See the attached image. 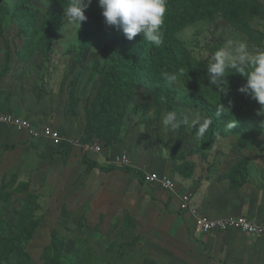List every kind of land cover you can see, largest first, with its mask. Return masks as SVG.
Listing matches in <instances>:
<instances>
[{
    "label": "rangeland",
    "instance_id": "374dc122",
    "mask_svg": "<svg viewBox=\"0 0 264 264\" xmlns=\"http://www.w3.org/2000/svg\"><path fill=\"white\" fill-rule=\"evenodd\" d=\"M207 1L206 8L191 10L188 25L176 36L182 44L181 61L189 62L195 74L184 69L171 90L169 84L162 87L157 75L153 81L151 71L132 72L122 94L125 113L115 112L110 128L100 130V120L95 122L91 115L103 96L105 71L101 72L124 42L122 30L102 21L100 28L87 20L79 29L73 27L67 24L64 8L53 0H0V17L5 18L0 24V112L21 113L38 123L39 134L51 127L66 140L82 142L90 138L85 135L94 134L87 143L101 148L99 153L83 154L79 143L67 151H48L47 143L44 152L29 144L18 151L0 146V238L12 244L0 264H54L47 251L51 244L65 253L61 263L56 253L57 264H145L151 252L149 264H178L163 255L168 248L175 251L168 246V235L159 237L165 250L154 242L167 213L161 203L173 199L164 193L166 202L161 201L162 191L146 185V175L168 177L179 187L194 177L214 176L231 153H248L264 163V116L257 114L256 101L238 91L246 78L230 70L224 93L197 80L198 66H208L226 39L245 40L250 50H264V0H239L241 7L235 11L246 17L237 22L230 19L225 0ZM199 94L206 95V109L197 102ZM167 95L172 102L164 103ZM219 101L230 107L227 116H216ZM9 103L18 110L6 112ZM197 110L212 120L200 139L194 136L195 128L181 127L172 134L161 124L168 111L182 115ZM235 121L237 126L229 130L227 124ZM18 134L32 143L24 133ZM107 143L110 148H105ZM123 159L127 165H121ZM83 160L140 175L126 177L115 203H90L88 194H95L105 177L88 171ZM248 164L240 160L224 179L236 186L241 174L245 178ZM124 197L133 198V203H117ZM143 200L153 203L140 206ZM101 205L106 210H99ZM178 217L182 218L179 212Z\"/></svg>",
    "mask_w": 264,
    "mask_h": 264
},
{
    "label": "crops",
    "instance_id": "0c3cea01",
    "mask_svg": "<svg viewBox=\"0 0 264 264\" xmlns=\"http://www.w3.org/2000/svg\"><path fill=\"white\" fill-rule=\"evenodd\" d=\"M5 110L9 112L11 110L17 111L18 109L14 107V103H9L8 108ZM12 114L23 116L21 113ZM47 143L51 145H47L48 151L50 147L56 148L47 141L28 143L26 138L21 134L0 126L1 147H9L11 149L15 147L18 151L24 150L23 145L29 144L30 146H37L43 149L44 152V147ZM64 145V151L73 149L76 146ZM240 160H249L247 173L244 179H242L244 175L241 174L239 183L233 186L234 183L231 181L230 183L229 180L224 179L225 174L232 170ZM241 169L240 172L242 173ZM213 175L199 179L194 177L184 185L176 186L175 195L184 193L194 194V196L192 195L194 208L201 215H205L211 219L245 216L259 224H264L263 162L252 158L248 153L243 155L231 153L225 158L223 164L219 166L218 173H214ZM94 176L97 179L96 175ZM103 176L105 177V183L96 190L95 194H88V197L91 198L90 203H115L116 195L122 189L125 179L128 177V175L120 171L103 174ZM149 187L161 190V201L166 202V199L163 200L165 191L155 186ZM169 197L173 199L172 203L169 201L161 203L164 205L167 213L164 217L161 231H157L158 236L154 238V242L162 246L160 249L165 250L166 244L160 241L159 237L168 235L170 240L168 246L173 245L175 251L171 253L172 249L168 248L166 249V253H163L164 256L168 255L169 259H177L178 264H264L263 239H254L243 233L234 231L226 233L212 232L203 236H197L193 232L194 219L184 213L180 214L183 219L178 217V212L180 213L179 200L172 194H169ZM117 203H133V198L126 201L124 197L117 200ZM148 203L153 202L143 200L140 206ZM98 209L104 211L106 210V205H101ZM171 212H175L176 214L169 215ZM151 215L153 216V212ZM151 254L153 253L145 255V264H149L148 260Z\"/></svg>",
    "mask_w": 264,
    "mask_h": 264
},
{
    "label": "clouds",
    "instance_id": "9594fccd",
    "mask_svg": "<svg viewBox=\"0 0 264 264\" xmlns=\"http://www.w3.org/2000/svg\"><path fill=\"white\" fill-rule=\"evenodd\" d=\"M97 2L102 10L104 23L118 31L122 30L127 40L131 41L140 34L144 41L155 47L164 43L163 29L167 0H97ZM91 3L92 0H68L67 5L63 6L67 24L79 29L81 22L88 19L85 11ZM230 70L233 74L246 78V83L238 91L256 101L260 106L257 114L264 116V50H250L245 40L226 39L224 44L213 53L208 63L206 77L209 87L215 86L220 93H224L227 73ZM183 74V69L179 73H164L163 79L169 85H177L179 77ZM229 112L230 107H225L219 101L216 105V116H227ZM12 115L29 120L38 128L37 123L27 117ZM161 124L172 134H175L181 127H186L191 131L195 128L194 136L200 139L209 130L212 120L202 116L199 110L182 115H178L176 111H168L162 117ZM236 126V121L227 124L229 130H233ZM27 139L33 142L28 137Z\"/></svg>",
    "mask_w": 264,
    "mask_h": 264
},
{
    "label": "trees",
    "instance_id": "16d2710c",
    "mask_svg": "<svg viewBox=\"0 0 264 264\" xmlns=\"http://www.w3.org/2000/svg\"><path fill=\"white\" fill-rule=\"evenodd\" d=\"M56 6L62 7L66 6L68 0H53ZM226 5L228 7V11L230 14V19L237 22L238 17H242L244 20L246 14L244 12H236L237 8H240L239 0H225ZM210 1L207 0H187L183 4L179 2V0H167V12L165 14V25H164V43L155 47L148 42L144 41L142 35L138 34L133 40L129 41L124 36V42L119 46L117 50H113L111 57L107 60V65L103 69L101 73H104L105 77L101 80L100 90L103 91V96H101L97 103V110H94L92 113V117L95 122L100 120L101 129H109L110 124L109 120L113 118V114L116 112L118 114L125 113L126 110V100L122 96L123 89L125 87H129L127 84L126 78L133 72L134 74L139 73L140 71H151L153 73L154 79L157 75V78L161 80L162 87H166L168 83L163 79L164 73H179L181 69H188L192 75L195 74L193 66L189 63H183L181 61L182 56V44L177 39V34L183 30L189 22L190 12L196 7L201 6L202 8H206L209 5ZM4 8L9 11V7L5 1H3ZM2 8V7H1ZM2 10V9H1ZM100 10V12H99ZM85 15L88 17L87 21H91L100 26V28H104L100 21L104 22V18L102 16V10L98 5L97 0H92L91 5L86 9ZM239 21V20H238ZM5 22V18L0 17V24L2 25ZM191 22V21H190ZM134 49H137L134 52ZM128 63L131 67H129ZM199 74L197 75V80L208 82L207 80V66H198ZM170 89H174L173 85L169 86ZM206 88L203 91L208 90ZM198 90V89H196ZM198 92H202L198 90ZM163 95V93H161ZM197 102L201 106L206 109L207 99L205 94L197 95ZM172 98L170 95H167L164 103L172 102ZM109 109L106 110V109ZM61 136V131L57 130ZM86 132V130H85ZM92 133L98 134L96 131L91 130ZM90 137L89 139H85V142H82L81 139L78 140V143L81 146L91 145L93 143H87L89 140L94 137V134L85 135ZM73 138V137H72ZM69 139V138H68ZM77 140V139H75ZM114 140V137L111 141ZM95 144V143H94ZM105 148H110L111 144L107 143ZM64 144L58 147V150H64ZM13 148V147H12ZM14 149V148H13ZM71 150V149H70ZM86 158V157H84ZM84 165H86L88 171H97L100 174H108L111 172L120 171L126 175L130 174H139V172L134 171L129 168H113V167H100L95 163H91L89 161L83 160ZM136 172V173H134ZM138 179V182L142 185L143 180ZM148 185V184H146ZM154 186V185H148ZM159 188L158 186H155ZM160 189V188H159ZM168 194V193H167ZM169 195V194H168ZM180 210V209H179ZM179 214H182L181 212ZM0 244H2V249L0 251V261L4 259L11 251V242L6 241L0 238ZM60 247L56 244H51L48 248V255L51 258H55L52 262L54 264L59 263V260L56 258L65 256L62 248L58 250Z\"/></svg>",
    "mask_w": 264,
    "mask_h": 264
},
{
    "label": "built area",
    "instance_id": "2783aa9c",
    "mask_svg": "<svg viewBox=\"0 0 264 264\" xmlns=\"http://www.w3.org/2000/svg\"><path fill=\"white\" fill-rule=\"evenodd\" d=\"M0 125L9 128L17 133H24L29 139H43L51 143L54 147H60L63 144L77 145L78 140H66L59 134L58 131L49 127L44 128L39 134V128L35 127L29 120L21 117L11 116L7 114H0ZM38 137V138H37ZM101 148L97 144L84 145L82 151L84 154L91 152L96 154L101 152ZM121 165H127L128 161L121 160ZM145 184L154 185L161 188L168 194L176 196L179 200L180 212L185 215L191 216L193 221V232L197 236H203L212 232L226 233V232H240L254 239L264 240V224H259L253 220H250L245 216L238 217H226L221 219H211L205 215L198 213V210L193 206V196L189 193L178 194L176 193V185L170 178H160L158 174L151 173L146 175Z\"/></svg>",
    "mask_w": 264,
    "mask_h": 264
}]
</instances>
